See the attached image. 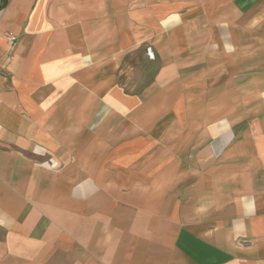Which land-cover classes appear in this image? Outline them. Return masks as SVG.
<instances>
[{"label":"crops","instance_id":"0c3cea01","mask_svg":"<svg viewBox=\"0 0 264 264\" xmlns=\"http://www.w3.org/2000/svg\"><path fill=\"white\" fill-rule=\"evenodd\" d=\"M171 1L0 10V264H264V35L220 20L202 89L118 84L146 43L190 54ZM230 11L264 25V0Z\"/></svg>","mask_w":264,"mask_h":264},{"label":"rangeland","instance_id":"374dc122","mask_svg":"<svg viewBox=\"0 0 264 264\" xmlns=\"http://www.w3.org/2000/svg\"><path fill=\"white\" fill-rule=\"evenodd\" d=\"M171 4L181 7L177 14H184L182 17L186 18L189 24L187 30L190 36V54L185 52L183 47L180 52L186 56L162 59L156 54L151 59L148 54L149 44L142 45L124 59V64L116 75L118 84L124 89L126 95H136L155 81L167 83L175 89L185 86H190L192 90L202 89L205 81L217 76V74L210 73V69L218 64V57L207 58L205 56L208 52L211 53L206 48L216 44L213 36L211 41L208 38L211 34L218 35L220 32L218 22L220 20L222 22L224 17L228 22L231 20L239 25L232 27V31L229 29L227 31L240 36L239 43L251 44V40H256L253 36L262 37L264 35V25L250 24L252 20H256L257 15L251 14L241 19L234 17L230 11V0H175L171 1ZM191 32H198L196 33L198 36L193 37ZM204 38L208 40L207 46H205L206 42L205 45L202 44Z\"/></svg>","mask_w":264,"mask_h":264},{"label":"built area","instance_id":"2783aa9c","mask_svg":"<svg viewBox=\"0 0 264 264\" xmlns=\"http://www.w3.org/2000/svg\"><path fill=\"white\" fill-rule=\"evenodd\" d=\"M0 20H1V15H0ZM0 38L6 39L7 45L9 47H13L15 45L16 38L13 37L12 35L3 34V33L0 32Z\"/></svg>","mask_w":264,"mask_h":264},{"label":"trees","instance_id":"16d2710c","mask_svg":"<svg viewBox=\"0 0 264 264\" xmlns=\"http://www.w3.org/2000/svg\"><path fill=\"white\" fill-rule=\"evenodd\" d=\"M7 0H2V3L0 5V10L3 9L6 5Z\"/></svg>","mask_w":264,"mask_h":264}]
</instances>
